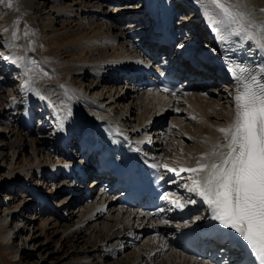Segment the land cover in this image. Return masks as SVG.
<instances>
[{"label":"bare ground","instance_id":"bare-ground-1","mask_svg":"<svg viewBox=\"0 0 264 264\" xmlns=\"http://www.w3.org/2000/svg\"><path fill=\"white\" fill-rule=\"evenodd\" d=\"M3 1L6 4L9 0ZM21 1L29 6L36 36L44 47L43 50L29 52L32 47L24 44L19 33L10 29L9 15L0 13V161L8 160L6 163L15 171L2 168L0 172V179L13 176L12 183L6 184L9 195L3 196L9 200L0 206V241L6 240L8 244L12 238L8 217L16 214L23 217V213L34 206L38 213L32 212L26 217L31 220L33 215L35 224L31 225L32 221H29L27 225L32 229L22 235L29 237L32 245L37 244L39 250L48 247L53 237L58 235L53 248L48 250L53 263L107 264L104 259L111 258L112 264H214L180 250L177 234L189 220L180 222L175 212H163L162 218H155L134 208H123L103 187L89 202H81L84 200L83 192L73 189L72 198L63 201L58 210L56 206L55 209L48 206L44 197L34 190L38 191L47 182L45 190L51 192L49 199L65 187L68 189L74 176L71 157L63 146H50L48 141L52 140H48L45 133L60 125L66 143L73 144L76 142L74 136L79 133L76 128L86 127L83 120L87 113L101 111L126 128L147 159L165 175L171 176V183H176L177 175L183 179L182 184L175 186L174 194L179 201L174 205L188 208L199 201L201 212L193 217L204 223L212 216L211 209L199 191L190 192L188 189L193 187L194 180L206 175V171L193 173L186 169L196 168L198 163L219 161L229 151L222 146L227 141L219 129L234 123L235 103L229 101V109H221L223 105L219 98H208L203 81L196 85L198 89L182 96L138 89L131 84L132 75L136 80L139 78L136 71L146 70L145 64L150 61L153 66L156 64L155 53L139 40L144 34H136L143 19L135 11L122 10L125 5L137 4L134 0H75L78 5L75 10L69 4L57 3L58 0ZM223 2L236 14L239 23L214 24L213 20L224 18L209 0H172L171 3L181 20L177 28L185 32L174 51L179 53L172 57L180 60L182 52L185 54L184 62L190 58L188 54L199 56L213 83L208 92L216 96L222 86L216 83L218 79L209 71L218 69L211 62L204 61L208 48L197 42L205 39L211 45L219 43L222 49L220 64L225 72H229L230 39L232 44L240 47L257 32L261 42L264 41V0ZM105 4L120 10L111 17L109 12L101 10ZM16 13H21L20 9ZM123 20L126 27L132 28L130 32L117 27ZM39 22L41 28L36 25ZM205 25L216 31L217 41L214 39V42L212 37L210 40ZM132 33H135L133 37ZM166 58L169 63L175 60ZM30 61L35 66L29 64ZM261 64L264 66L263 62ZM123 70L128 72V76L122 75ZM81 73L83 78H77ZM221 79L224 83L230 82L228 76ZM4 82H7V87L3 86ZM223 93L225 90L220 93V99L228 97ZM36 96L49 106V111H44V120L48 121L38 127H34V120L43 119L37 115L41 111L40 105L38 111L31 115L29 112L21 114L28 102L30 107L35 103ZM20 102L23 106L19 110ZM122 102L129 103L128 116L119 106ZM164 118H167V124L162 126ZM158 134L160 139L152 142ZM147 136H151L149 145ZM71 148H74L73 156L79 157L78 147L71 145ZM214 151L216 154L212 155ZM66 172L70 174L68 180ZM20 187L24 201L15 196L14 190ZM69 195L67 193L66 197H71ZM69 203L74 204L71 208L76 207L65 209ZM74 215L77 219L71 221ZM88 223L90 225L86 226ZM130 240L136 242L131 244ZM56 244L59 245L56 247ZM17 252L12 249L10 253L16 257Z\"/></svg>","mask_w":264,"mask_h":264},{"label":"snow or ice","instance_id":"snow-or-ice-1","mask_svg":"<svg viewBox=\"0 0 264 264\" xmlns=\"http://www.w3.org/2000/svg\"><path fill=\"white\" fill-rule=\"evenodd\" d=\"M209 2L224 18L213 20L214 24L239 23L223 0ZM236 68L241 74L238 77L241 90L236 96L235 121L219 129L227 141L222 146L229 151L219 161L198 163L196 168L186 169L193 173L206 171L201 179L193 181L188 191H199L211 209L212 219L235 230L250 246L259 264H264V78L244 76L248 70L240 65ZM215 154L214 151L212 155Z\"/></svg>","mask_w":264,"mask_h":264},{"label":"rangeland","instance_id":"rangeland-1","mask_svg":"<svg viewBox=\"0 0 264 264\" xmlns=\"http://www.w3.org/2000/svg\"><path fill=\"white\" fill-rule=\"evenodd\" d=\"M36 1H39V0H36ZM76 1L75 0L74 1L73 0H61V1L58 0L57 3L63 2V3H61V5L65 4V3L69 4L73 8V10H75L76 6H78L77 4H75ZM39 2H44V0H41ZM115 8L116 7L109 6V4L108 5L105 4V5L101 6V10L107 11V13L109 12L108 14H110L111 17L115 16L117 14L116 12H118V10H119V9H115ZM19 9H20L21 13H19L17 15L16 12ZM29 11H31V10H30L29 6H27V3H25L24 1H21V0H9L8 3L5 4V2L3 0H0V13H5V14L9 15V23H10L9 26H10V29L12 28L14 32H18L20 37H21V40L24 42V44L26 43L30 47H32L31 49H28V51L31 52V50H34V51L43 50V47H44L43 43L36 36L35 23L31 21V19H30L31 15H30ZM83 15H86V14H83ZM18 19H19V21L17 22ZM36 25H37V27L41 28L40 22L38 24H36ZM55 27L56 28L59 27L57 23H55ZM117 27L118 28L122 27V30L127 31V32L131 31L130 27H126V24L124 23V20L121 21V24L117 25ZM114 32H117V29H115ZM177 44H179V41L176 43V45ZM197 44L201 45V46H205V47L208 46L207 40H205V39L199 40L197 42ZM176 45H175V47H176ZM210 49H212V48H210ZM29 64H31L32 66H35V64L32 61H30ZM77 78H79V79L83 78L82 73ZM110 85H111V82L109 84V87H110ZM3 86L7 87L8 86L7 82H4ZM209 88H210L209 86L207 87V90L205 88V90L207 91L206 92L207 96L209 95L208 98H214V97L219 98V100L221 101V105H223V107H221V109L228 110L229 109L228 108L229 98L223 97V98L220 99V95H221L220 93H222V91L220 93H218L217 96L216 95H211V93L208 92ZM217 92H218V90H216V93ZM223 96H225L224 93H223ZM36 97H38V96H36ZM224 99L226 100V102L228 101V103H226ZM223 100H224V102H222ZM21 102L23 103L24 101H21ZM21 102H20V105H18L19 106V110L23 106ZM119 106H120L121 110L123 109V113L126 116H128L129 112H128L127 108L129 106V103L128 102H122V103H119ZM34 110L36 111V109H34ZM45 118H46L45 116L43 117L42 120L37 118L34 121V127H36V125L39 122L44 121ZM161 123H162L161 124L162 126H165L167 124V118H164ZM32 126L33 125H31V127ZM149 137H151V136H149ZM156 138L160 139L159 134L155 135L154 139H156ZM147 139H149V138H147ZM39 156L40 155L37 153V157H39ZM6 162H8V160ZM6 162L2 161V163H1V161H0V172H1L2 168H6L7 170L8 169L9 170L12 169V167L10 165L8 166V164ZM11 171L15 172L14 170H11ZM11 174L15 175L14 173H11ZM11 177H13V176H11ZM14 183H16V182H14ZM46 183L47 182H45L44 185H43L44 188L42 187L38 191L42 192L43 194L45 192V194H46L45 196L47 197V200H50L53 203V205L55 203L54 206H56V208L58 207V210H59V207H61V203L63 201L64 202L67 201L66 194L68 193V191L64 188L65 190L59 192L58 194H56L54 196H51L48 199V194H51V192L45 190ZM49 188H51V187H49ZM2 190H3V192H5L4 194H7L8 191L6 189V184H4L2 186ZM22 191H23L22 187L17 188L16 190H14L15 196L19 197V199H22L24 201L25 197L24 196H20ZM95 194H96V189L93 191V195H92L91 198H93V196ZM8 200H9L8 197L5 198V199L0 198V206L6 204V202ZM82 201L83 200H81V202ZM73 205H74L73 203H69V204L66 205L65 209H74L76 206H74V208H71ZM32 212L34 214L38 213V212H36V209L34 208V206L30 207L26 212H24L23 214H25V215H23V217H22V215H17V214L15 216L8 217L7 220L11 224V227H12V230H11L12 232L10 233L12 238L9 239L8 244H7L6 240L3 241V242L0 241V264H28V263H32V264H36V263L37 264H58V263H53V260H52L51 256L49 255V251H48L49 249L53 248L54 242L56 241L58 235L53 237V240H51V242L48 244V247H45V248L40 249V250H39V248H37V244L32 245L28 241L29 237H26V238L23 237L24 234L26 235V233H28V231L32 229L30 227V225H27L29 223V221H32V223H30L31 225L35 224L34 223L35 221L33 219L34 218L33 215H32L31 220H29L28 217H26V215H29V213H32ZM73 212H75V211H73ZM76 219H77V216L74 215L71 218V221H74ZM16 225H20V227L17 228ZM88 225H90V223H88L86 226H88ZM15 227H16V230H14ZM11 241H13V242L10 243ZM58 245L59 244H56V247ZM12 249L18 251L16 257L11 255L10 252H11ZM104 260H105V262L107 264H112V259L111 258H109V259L105 258ZM67 264H75V263L69 262Z\"/></svg>","mask_w":264,"mask_h":264}]
</instances>
